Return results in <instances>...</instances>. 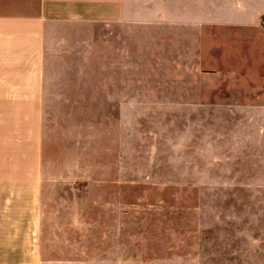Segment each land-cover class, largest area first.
I'll list each match as a JSON object with an SVG mask.
<instances>
[{"label": "rangeland", "instance_id": "rangeland-1", "mask_svg": "<svg viewBox=\"0 0 264 264\" xmlns=\"http://www.w3.org/2000/svg\"><path fill=\"white\" fill-rule=\"evenodd\" d=\"M149 6L81 27L45 170L0 156V264H264L263 52Z\"/></svg>", "mask_w": 264, "mask_h": 264}, {"label": "crops", "instance_id": "crops-1", "mask_svg": "<svg viewBox=\"0 0 264 264\" xmlns=\"http://www.w3.org/2000/svg\"><path fill=\"white\" fill-rule=\"evenodd\" d=\"M129 2L0 0V156L6 168L12 169L19 161L32 167L39 146L40 174L45 170V108L69 105L65 101L72 100L65 94L55 93L72 89L66 84L73 81L74 66L71 60L72 66L66 65V52H70L69 58L74 57L76 42L82 39V26L125 22ZM143 2L151 5L150 10H169L172 19L183 21L180 24L184 26L201 28V42L207 53L213 50L209 44L210 28H218L219 35L224 32L235 36L236 45L229 44L232 52L246 57V52L254 51L250 44L256 41L257 52L264 55V0ZM217 43L227 52L228 46ZM30 178L17 172L11 179ZM40 217L45 218L44 212Z\"/></svg>", "mask_w": 264, "mask_h": 264}]
</instances>
